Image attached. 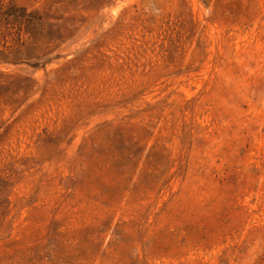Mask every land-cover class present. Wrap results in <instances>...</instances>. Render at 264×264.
Listing matches in <instances>:
<instances>
[{
	"label": "rangeland",
	"instance_id": "374dc122",
	"mask_svg": "<svg viewBox=\"0 0 264 264\" xmlns=\"http://www.w3.org/2000/svg\"><path fill=\"white\" fill-rule=\"evenodd\" d=\"M0 264H264V0H0Z\"/></svg>",
	"mask_w": 264,
	"mask_h": 264
}]
</instances>
